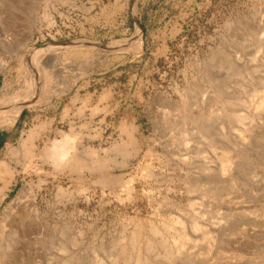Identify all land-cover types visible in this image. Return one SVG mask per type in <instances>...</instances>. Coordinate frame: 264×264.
Listing matches in <instances>:
<instances>
[{"label":"rangeland","instance_id":"374dc122","mask_svg":"<svg viewBox=\"0 0 264 264\" xmlns=\"http://www.w3.org/2000/svg\"><path fill=\"white\" fill-rule=\"evenodd\" d=\"M3 92L0 264H264V0H0Z\"/></svg>","mask_w":264,"mask_h":264},{"label":"bare ground","instance_id":"6f19581e","mask_svg":"<svg viewBox=\"0 0 264 264\" xmlns=\"http://www.w3.org/2000/svg\"><path fill=\"white\" fill-rule=\"evenodd\" d=\"M103 46H105V45H103ZM28 96V95H27ZM28 98V97H27ZM6 99V93L5 92H3L2 93V96L0 97V104H2L3 103V101ZM25 101L22 103V101H20L19 103H18V105H17V110H16V112L14 113V115H12L13 117H11V119L9 120L8 118H9V115H8V118H7V116L4 118V120L5 121H7V122H4V121H2V123H4V125L6 126V127H10L11 125H12V123H13V119H14V117H15V119H17L19 116H20V114H21V111H22V109L24 108V105H25ZM30 137H32V135L31 136H29V138H28V140H30ZM65 138V137H64ZM27 140V141H28ZM26 141V142H27ZM63 143V142H62ZM56 145V144H55ZM59 145V144H58ZM60 145H62V144H60ZM60 145H59V148L57 149V148H55L54 149V151L52 152V154H53V156H55L57 159H58V161L59 160H63L64 158H66V152L64 153V151H63V147L62 148H60ZM57 146V145H56ZM69 155V154H68Z\"/></svg>","mask_w":264,"mask_h":264},{"label":"crops","instance_id":"0c3cea01","mask_svg":"<svg viewBox=\"0 0 264 264\" xmlns=\"http://www.w3.org/2000/svg\"><path fill=\"white\" fill-rule=\"evenodd\" d=\"M7 136V133H3V135H0V148L3 147V145L6 143Z\"/></svg>","mask_w":264,"mask_h":264}]
</instances>
